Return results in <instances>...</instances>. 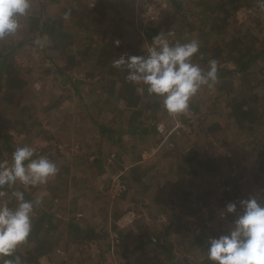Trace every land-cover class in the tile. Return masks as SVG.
<instances>
[{
	"label": "rangeland",
	"instance_id": "374dc122",
	"mask_svg": "<svg viewBox=\"0 0 264 264\" xmlns=\"http://www.w3.org/2000/svg\"><path fill=\"white\" fill-rule=\"evenodd\" d=\"M119 1L108 0L112 5ZM158 1L162 2L158 6L159 9L160 7L161 9L166 8V0L165 2ZM249 1V6L245 5L235 12L238 22L233 24L230 30L231 32L238 31L236 27L242 23V29L245 32L249 31L256 37L264 39V5H259L260 0ZM94 2L95 0H32V5L41 10L42 4V10L49 16H58L64 21V24L74 27L72 31L78 38L77 42L81 44L82 40L91 39L93 35L95 39L97 38V33L94 31L95 34L90 30L91 28L94 30L93 26H96L93 21L96 15L90 10ZM110 14L114 15L113 12ZM112 18L113 16H111ZM175 27H180L178 42L184 43L196 39L199 41L200 47L205 44L206 35H202V33L190 34L185 28H182L178 21ZM114 32H120L118 25L113 27L112 35L115 34ZM171 32L169 31L168 34ZM168 34L163 35L167 36L169 41L176 36V34ZM32 35L33 33L29 34V37ZM17 36H22V31ZM17 36L14 39H17ZM110 37H112L111 34L108 38ZM137 39L135 35L132 38L128 36L127 41L130 42L128 48L140 52V55H147L151 42L145 38L138 37ZM25 46L30 48L28 50L30 52L28 63L33 68V72L30 73L21 71L26 74L24 79L29 83L28 98L24 100L26 104L23 102L24 108H17L7 103L5 98L0 100V132H8L12 136L8 144L0 138V161H11L12 153L18 147L30 145L36 148L37 155L46 156L57 165L59 169L57 175L51 178L47 184L29 187L28 189L17 184L13 190L23 191L26 200H40L41 203L35 211L42 207V209L50 212L55 217L56 222H59L60 228H66V223L71 220L80 224L90 223L93 225L99 232L100 238L96 239L95 242H86L81 244L79 248L77 247L76 251L84 254V257L104 253L106 264L173 263V259L167 258L166 254L162 252L157 256L155 253L154 259L148 255L147 257L151 259L148 263L146 262L147 257L139 255V252H128V246L127 248L121 247L117 252L112 246L114 243L112 235L115 231L114 225H119L130 229L134 236L147 233L155 239L157 235H161V239L167 241L166 246L172 248L175 254L174 258L180 262H185V264H198V258L192 257L196 254H191L190 261L186 260L188 252H194L197 249L193 245L188 251L184 249V244L185 242L189 243L192 233H197L198 229L201 230L203 223L207 222L208 225L213 226L212 231H208V235L218 237L224 234L234 219L233 216L221 219L220 214L229 202L238 203L242 199L255 197L263 204L261 200L264 198V188L259 183L264 180V166H261L263 162L258 152L260 149H264L262 129L259 130L256 123V128L253 131L249 130L247 125L245 127L239 126L238 121L229 114V110L217 97L221 89L218 87L219 83L229 80L236 86L240 82L238 74L222 77L221 82L217 80L213 88L204 87L193 97L191 101L194 104L196 102L205 103L201 112L189 109L188 114L172 116L162 106V109L158 110L155 115L153 112L151 123L156 126V133L144 139L136 134L134 135L136 138H134L126 130L128 121L123 122L124 117L119 115V110L107 106V112L105 111L101 116L96 115L98 108L95 107V103L99 101L103 90L94 89V86L98 84L97 79L104 73L103 71L98 68L96 76H92L87 74L90 69L89 66H84L86 64L80 62L74 63L73 76L86 82L85 85L78 83V91L81 94H78L79 92L76 94L75 89H68V85L63 83L61 78L59 79L52 55H48L46 52L43 54L38 46H32L30 42ZM125 55L127 56V54ZM77 59H80L79 55ZM63 62L66 61L63 60ZM222 64L231 69L235 68L234 62L227 58ZM254 67L256 69L264 67V60ZM114 73L115 69L111 68L107 73L108 78L117 77V75L113 76ZM254 84L256 85V92L252 96L257 97V102L263 104L260 106L263 107L264 84L262 85L257 80ZM136 85L140 91L142 84ZM231 87V84H227L228 90ZM223 95H227L226 92ZM54 96H60L61 104L55 108L54 106L50 108ZM112 102L116 104L117 98ZM110 109L112 110L110 111ZM258 114V118L261 115L264 117V110L259 111ZM93 115H95L96 120H94ZM138 121L142 120L139 118L136 122ZM100 123L105 124L116 133L103 134L98 127ZM160 123H165L170 130L175 128L168 140L157 129ZM109 137H113V140ZM118 139L121 142H118ZM10 143L12 147H10ZM177 145L182 147V151L186 147H199L203 155L214 160H220L219 165H217V169L220 171L214 177V180L219 182L216 186L217 192L211 195H202L200 200L195 201L191 212L189 213L187 210L185 213L188 216L183 219L181 226H177L176 223L173 226L170 225L172 218L169 207H172L174 196L170 184L164 188V191H160L157 189L161 186L158 184L159 179L153 182L155 184L154 194L156 193L158 200L154 204L143 202L141 205L131 203L127 206L124 201H128V194L122 198L123 192L128 188V183L123 177L124 174L127 175V170L122 171L120 162H116L113 167H108L100 175L98 166L94 161L96 158H111L109 162L111 160L113 162L115 154L121 152L122 155L126 156L125 160L131 158L133 164L149 165L156 163L151 170L153 173L149 174L155 178V174L158 175L156 170L165 168L164 173H166L167 168H169L167 163L171 161L168 160L171 158L170 156L161 159V153L169 148L177 147ZM118 148L121 151L118 152ZM261 156L264 158L263 152ZM85 157L89 160L91 157L90 165L86 164ZM159 159L162 161L157 163ZM76 182H78V185L76 184L78 190H75ZM160 183L163 185L164 180ZM211 183L212 181L207 178L205 184L210 186ZM226 185L237 186V190H240L238 196L236 194L238 191L234 189L229 197H224L222 189ZM7 191L10 196L12 190ZM202 201L206 203L202 209L203 213L197 210ZM114 212L119 213L120 216L116 218ZM195 217H197V221H195ZM191 221L193 225L190 223ZM167 227L168 230H166ZM26 244L29 245V243ZM109 245L112 246L110 249H108ZM59 250L50 258H43L41 264H59L60 260L57 255L63 254V251ZM155 251L158 253L157 247Z\"/></svg>",
	"mask_w": 264,
	"mask_h": 264
},
{
	"label": "trees",
	"instance_id": "16d2710c",
	"mask_svg": "<svg viewBox=\"0 0 264 264\" xmlns=\"http://www.w3.org/2000/svg\"><path fill=\"white\" fill-rule=\"evenodd\" d=\"M162 1L165 2V0ZM166 1V8L161 9L160 7L157 18L143 21L141 13L144 11L145 5L156 2L160 6L162 2L158 0H120L117 4L112 5L108 0H95L90 10L96 15L93 19L96 26H93L94 30L93 28L88 29L93 33L96 32L97 38L95 39L93 35L91 39L82 40L81 44L77 42L78 38H76V34L72 31L74 27L64 24V21L58 16H49L48 13L42 10V4L41 10L32 7L30 16L23 20L22 36H17V39L9 38L7 41H0V95H2L0 100L5 98L7 99V103L17 108L25 107L24 100L28 98L29 83L24 79L26 74L22 72H33L32 65L28 63L30 57L28 50L30 48L25 45L30 42L34 46L36 45L34 43L36 39L46 37L47 44L43 48L38 47L42 50L43 54L46 52L48 55L53 56L55 70L58 73L59 79L61 78L60 80L68 85V89H75L77 94L79 92L78 83L84 85L86 83L84 80L73 76L72 68L75 66L74 63L80 62L86 64L84 66H89L90 69L87 74L92 76H96V70L99 68L104 73L97 79L98 84L94 86V89H102L103 93L100 95L99 101L95 103V107L98 108L96 115L101 116L105 111L107 112V106L112 107V109L120 111L119 115H123V122L128 121V128L126 129L128 133L133 136L139 134L140 138L143 137L142 139L147 136L150 137L156 133V126L154 123H151L153 112L155 115L158 110L162 109V101L155 96H150L143 84L140 86L141 90L139 91L138 85L126 79L127 71L123 68L118 69L114 67L113 62L122 54H127V56L141 54L128 48V43H130L127 41L128 36L132 38L135 35L136 39L138 37L145 38L148 42H152V39L158 34L167 35L169 31H172L171 34H176V36L169 42L173 44L178 42L180 27H175L178 21L188 33H202V35L207 36L205 44L200 47V54L193 57L195 63L200 64L203 68H207L208 61L215 59L219 67V82H221L222 77L239 75L240 82L236 86L229 80L219 83L218 87L221 89L217 96L218 100L229 110V114L238 121L239 126L245 127L247 125L248 129L253 131L256 128V123L258 124V129H262L261 132L264 135V117L261 115L258 118V113L264 110V106L260 107L263 104H259L257 97L252 96L256 92V85L254 84L256 80L262 85L264 84V67L259 69L253 68V66H257L260 61L264 60V39L256 37L249 31L245 32L242 29V23L239 27H236L238 31L231 32L230 30L231 26L238 22L235 12L245 5L249 6L250 1ZM259 5L262 4L259 3ZM125 11L126 13L128 11V13L126 14ZM112 12L115 16L110 14ZM111 16H113L114 20H112L113 18L111 19ZM116 25L120 27V32H114L115 34L112 35L113 27ZM122 32L124 33L122 34ZM31 33L33 35L29 37ZM110 34L112 37L108 38ZM117 39L121 41L119 47H116L114 44V41ZM212 42L214 43L211 44ZM201 54L203 59L200 58ZM78 55L80 59H77ZM226 58L234 62L235 68L231 69L223 66L222 63L225 62ZM63 60L67 63L63 62ZM111 68L115 69L113 76L117 75L114 79L113 77L108 78L109 75H107ZM254 74L255 76L253 77ZM56 79L58 80V77ZM227 84L232 85L229 90ZM224 92L227 95H223ZM78 94L81 93L79 92ZM115 98H117L116 104L112 102ZM52 101L50 108L52 106L55 108L61 104L60 96H54ZM204 105V102H196L194 104L191 101L190 109L201 112ZM93 117L96 120L95 115ZM139 118L142 121L136 122ZM98 127H100L103 134L107 133L110 135L116 133L105 124L100 123ZM0 138L8 144L12 136L8 132H0ZM109 138L113 140V137ZM134 138L136 137L134 136ZM118 142H121V140L118 139ZM10 147H12L11 143ZM181 148V146L177 145V147L169 148L161 153V159L170 156L171 158L168 160L171 161L167 163V167L169 168H167L168 171L166 173H164L165 168L156 170L158 175L155 174V178L149 174L153 173L151 170L156 163L149 165L133 164L131 158L125 160L126 156L119 152L121 151L120 148L117 149L119 153L115 154L113 162L112 160L109 162L111 158H96L94 161L97 164L96 166H98L100 175L108 167H113L116 162H120L122 171L127 170V175L124 174L123 177L128 183V188L125 191L123 190L122 195V198L127 194L129 196L128 201H124L127 206L131 203L141 205L143 202L146 203V201L154 204L158 200L156 199V193L154 194L155 184L153 182L159 179L158 184L161 186L157 189L160 191H164V188H167L170 184L174 194L172 207H169L172 218L170 225L173 226L176 223L177 226H181L183 225V219L188 216L185 213L187 210L189 213L191 212L195 201L200 200L202 195H211L217 192L216 186L219 182L215 181L214 177L220 171L217 169L220 160H214L211 157L203 155L200 152L201 148L196 146L191 148L186 147L184 151ZM258 152L263 162L261 166H264V158L261 156V153H264V149H260ZM85 159L87 161L86 157ZM161 159L157 163L161 162ZM207 178L212 181L210 186L205 184ZM162 180H164L163 185L160 183ZM224 182L226 183V181ZM259 184L264 188V180ZM234 189L237 190V186L231 187L230 185H226L222 189V195L229 197ZM237 191L238 193L236 194L238 196L240 190ZM261 201L264 204V198ZM204 204L206 203L202 201L197 210L202 211ZM116 216L118 218L120 214L116 213ZM195 221H197V217H195ZM190 223L193 225L192 221ZM114 228V235H112L114 243L112 246L115 247L117 252L121 247L127 248L128 246V252H139V255L146 257L151 255L153 257H150L151 259L155 258V253L157 256V254H161L162 252L166 254L167 258L173 259L172 264H185V262H180L174 258L175 254L172 248L166 246L167 241L161 239V235H157L153 239L154 237L147 233L134 236L130 229L120 227L119 225H114ZM212 229L213 226L208 225L206 222L203 223L201 230L198 229L197 233L191 234L189 243L185 242L184 244V249L188 251L192 245L197 247V249L194 252H188L186 260L190 261V258L197 257L198 264H211L207 259V247L208 240L211 237V235H208V231L211 232ZM166 230H168V227ZM66 235L68 237V243L65 247L67 253L62 255L66 258L60 259L59 264H106L104 253L97 256L84 257V254L76 251L77 247L79 248L81 244L91 241L95 242L96 239L100 238L99 232L93 225L90 223L80 224L75 220H71L68 222V225L66 224L65 229L60 228L59 222H56L55 217L47 210L42 209V207H39L35 211L31 234L26 242L29 245L24 243L19 246L13 256L8 257V259L15 261V258L18 256L21 264H40L39 258L43 255L51 256L52 253H56L59 249L58 245L60 241ZM112 246L109 245L108 249ZM156 247L158 253L155 251ZM191 254H196V256L193 255L191 257ZM151 259L147 257L146 262H150Z\"/></svg>",
	"mask_w": 264,
	"mask_h": 264
},
{
	"label": "clouds",
	"instance_id": "9594fccd",
	"mask_svg": "<svg viewBox=\"0 0 264 264\" xmlns=\"http://www.w3.org/2000/svg\"><path fill=\"white\" fill-rule=\"evenodd\" d=\"M32 7V0H0V41L14 38L23 30V20L30 16ZM34 43L43 48L47 38ZM120 43L114 41L116 47ZM198 54V40L173 44L167 36L158 34L147 55H121L113 66L125 69L128 81L143 84L150 96L162 101L169 115L177 116L188 114L193 97L204 87L213 88L218 80V62L210 59L203 68L193 61ZM58 171L53 161L37 155L30 145L18 147L11 161H0V264H21L18 256L15 261L8 257L27 242L35 209L41 203L26 200L23 191L13 189L17 184L24 189L45 185ZM7 190H12L10 196ZM220 215L221 219H234L224 234L209 238L207 259L211 264H264V204L255 197L229 202Z\"/></svg>",
	"mask_w": 264,
	"mask_h": 264
},
{
	"label": "built area",
	"instance_id": "2783aa9c",
	"mask_svg": "<svg viewBox=\"0 0 264 264\" xmlns=\"http://www.w3.org/2000/svg\"><path fill=\"white\" fill-rule=\"evenodd\" d=\"M160 9H159V7H158V5H157V3L156 2H154V3H151V4H146L145 5V9H144V11L141 13L142 15V20L143 21H149V20H152V19H155V18H157V15L159 14V11ZM177 126H180V125H177ZM177 126H176V128H177ZM157 129H158V131L160 132V133H162L164 136H165V138H167V140L169 139V137H170V135L172 134V132H174V130H175V128L173 129H169L166 125H165V123H160L159 125H158V127H157ZM164 138V140L166 141V139ZM161 144H162V142H161ZM156 149V148H155ZM154 149V150H155ZM157 150V149H156ZM155 150V151H156Z\"/></svg>",
	"mask_w": 264,
	"mask_h": 264
},
{
	"label": "crops",
	"instance_id": "0c3cea01",
	"mask_svg": "<svg viewBox=\"0 0 264 264\" xmlns=\"http://www.w3.org/2000/svg\"><path fill=\"white\" fill-rule=\"evenodd\" d=\"M90 158V160L89 159H87V162H86V164L87 165H90L91 164V157H89ZM78 182H76L75 183V190H78ZM146 203H147V201H146ZM67 225H68V223H66ZM63 229H65V228H63ZM66 233V232H65ZM67 239H68V237H67V235L66 236H64V238H62V240L60 241V244L58 245V248L60 249V250H62L63 251V254H60V255H57V257L59 258V260L61 259L62 260V258H66L65 256H62V255H65L67 252H66V250H65V247L67 246ZM55 253H52V255H54ZM51 255V256H52ZM51 256H48V255H43V256H41L40 258H39V263L41 264V260L43 259V258H45V259H47V258H50ZM60 262V261H59ZM42 263H43V261H42Z\"/></svg>",
	"mask_w": 264,
	"mask_h": 264
}]
</instances>
